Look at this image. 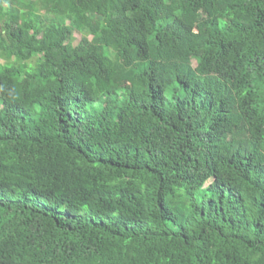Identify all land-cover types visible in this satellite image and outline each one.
Listing matches in <instances>:
<instances>
[{
	"label": "trees",
	"instance_id": "16d2710c",
	"mask_svg": "<svg viewBox=\"0 0 264 264\" xmlns=\"http://www.w3.org/2000/svg\"><path fill=\"white\" fill-rule=\"evenodd\" d=\"M0 264H264V0H0Z\"/></svg>",
	"mask_w": 264,
	"mask_h": 264
}]
</instances>
